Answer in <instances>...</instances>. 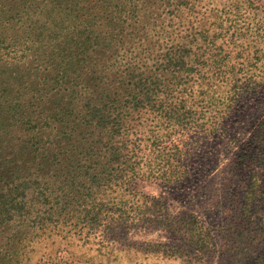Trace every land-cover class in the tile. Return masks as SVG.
<instances>
[{"label": "trees", "instance_id": "obj_1", "mask_svg": "<svg viewBox=\"0 0 264 264\" xmlns=\"http://www.w3.org/2000/svg\"><path fill=\"white\" fill-rule=\"evenodd\" d=\"M40 1L26 15L46 21L38 31L0 34V128L16 133L0 152V264H30L40 250L37 264H107L132 231L172 230L139 185L182 181L183 138L217 132L263 87L235 22L264 9Z\"/></svg>", "mask_w": 264, "mask_h": 264}, {"label": "rangeland", "instance_id": "obj_2", "mask_svg": "<svg viewBox=\"0 0 264 264\" xmlns=\"http://www.w3.org/2000/svg\"><path fill=\"white\" fill-rule=\"evenodd\" d=\"M253 1L264 9V0ZM40 7V0H0V34L38 31L46 21L27 22L26 15ZM256 16H241L235 25L242 29L240 44L249 45L254 80L262 82L264 14ZM6 107L0 104V117ZM2 132L0 152L8 155L16 133ZM182 141L185 178L174 185L147 181L138 187L157 201L158 214L173 217L172 230L132 231L107 264H264V84L240 99L217 132L194 131ZM106 258L105 253L97 260Z\"/></svg>", "mask_w": 264, "mask_h": 264}]
</instances>
